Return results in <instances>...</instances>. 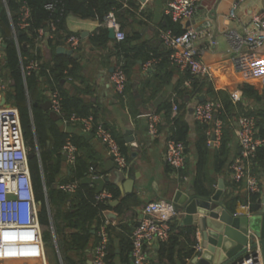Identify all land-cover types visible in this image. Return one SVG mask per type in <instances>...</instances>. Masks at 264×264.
Wrapping results in <instances>:
<instances>
[{
  "label": "crops",
  "instance_id": "0c3cea01",
  "mask_svg": "<svg viewBox=\"0 0 264 264\" xmlns=\"http://www.w3.org/2000/svg\"><path fill=\"white\" fill-rule=\"evenodd\" d=\"M168 1L151 0L143 8L130 1V9L121 10L117 19L125 35V41H121V43L124 42L122 50L116 48V45L120 43L114 39H109L105 46L91 44L90 38L98 29V21L72 14L65 17L64 26L67 33L76 34L81 38L83 46L79 51H75L72 55L58 52L59 47L69 50L63 38L54 49L46 45V41L38 43L41 48V62L51 63L55 55L64 54L79 63L81 69L76 72L73 79L67 77L60 81L63 91L69 97H79L83 104L90 108V114L103 122L111 134L121 141L123 154L128 162L127 168L122 173L126 178L134 177L131 193L124 195L117 185L119 170L108 156L105 146L92 133L84 136L85 131L78 126L64 125L62 120H59V115L51 117L57 121L61 131L79 142L77 156L87 166L83 176L108 178L105 186L110 185L118 194L116 199L108 202L115 201L116 204L109 205L110 208L102 212L100 221L106 224L108 232L109 251L106 257L108 264H131L130 237L141 216V209L146 203L155 199L173 202L176 191L188 193L193 189L199 194L196 189L197 181L201 182L202 190L208 193L204 196L210 197L215 192L219 179H222L224 184L223 191L230 186L234 187L229 172L230 163L239 154L237 139L233 133L234 122L240 114L246 115V113L256 119L257 113L264 110L262 94L264 85L260 80L244 82L234 72L231 58L235 55V47L227 37L230 31L243 36L251 19L264 9V0L243 1L236 11L235 19L227 18L233 0L194 1L193 16L179 25L183 30L191 29L197 33L193 39L194 45L199 51L200 60L208 68V75L193 77L189 76L190 72L179 70L169 64L168 51L159 40V31L163 28L166 18L164 8ZM246 49L244 45L240 50ZM257 58L260 69H263L264 48L257 50ZM118 60H123L129 65L128 83L121 95L113 90L109 81ZM147 61L153 62L150 68L145 69L144 65ZM246 84L257 86L262 99L258 101L254 97L246 96L242 102L234 104L229 91L242 89ZM48 92H45V99L41 104L48 102ZM208 99L221 103L222 111L219 117L223 121L222 139H225V144L223 148L220 146L209 148L202 144L205 151L201 155L199 152L205 127L195 121L192 111L197 102ZM228 100L230 107L226 111L224 107ZM173 102L177 106L175 114L171 112ZM165 104L170 106L168 118L161 109ZM152 112L161 117L159 133L153 139L146 132L147 116ZM176 116L181 117L187 130L186 159L183 168L172 172L166 164L164 152L167 140L171 139L173 119ZM128 134L135 139L133 145L126 142ZM218 149L219 152L222 151V156L225 158L220 170H217V164L221 162L220 157L217 156ZM61 157L62 166L58 181L71 177L69 171L71 164L66 158L64 159L63 154ZM260 177L263 183V176ZM88 186L95 194V187ZM233 196L237 198L233 210L229 211L234 215L243 216L244 212L240 209V205L246 201L245 194L240 192ZM221 202L227 209L223 199ZM69 207L71 205L68 201L59 203L55 200L52 211L61 214L57 212L59 208L61 210ZM108 214L112 215L108 216ZM181 220L182 217L174 220L176 226L169 238L170 240L171 237H176V244L172 248V260L174 264H191L192 258L196 255L193 248L195 243L187 237L183 230L187 226H181ZM90 228L92 237L88 244L81 250H66L67 253L59 251L56 242L44 240L45 228H41L43 254L32 242L28 230H6L3 233L4 244L0 247V264H65L64 255L68 256L73 264H90L91 250L98 239L97 232L94 231L95 224L92 223ZM62 233L60 239L63 235L69 237L72 233H78V230L65 227ZM199 236L197 238L194 234L195 242L200 239ZM158 246L155 249L148 247L150 259L154 264H158L156 256Z\"/></svg>",
  "mask_w": 264,
  "mask_h": 264
},
{
  "label": "built area",
  "instance_id": "2783aa9c",
  "mask_svg": "<svg viewBox=\"0 0 264 264\" xmlns=\"http://www.w3.org/2000/svg\"><path fill=\"white\" fill-rule=\"evenodd\" d=\"M130 1L135 2L140 8L146 7L151 0H120L124 8L130 9ZM195 0H169L164 8V15L169 17L173 23L184 24L190 19L195 11ZM245 0H233L232 6L227 14L228 19H235L236 11ZM48 9H53L51 4L46 5ZM29 9L22 4L20 6L19 27L28 26ZM251 23L243 36L234 31H230L227 37L233 42L235 55L231 58V65L234 72L242 81L260 80L264 85V68L260 69L257 58V50L264 48V9L251 19ZM98 28H105L114 31V40L121 42L125 35L119 24L115 11L112 9L100 22ZM47 29H39V41L45 42L52 38L57 26L49 23ZM197 33L191 29L184 30L183 33L176 34L171 29L159 31V40L168 51L169 64L179 70L188 71L192 76L208 75V68L199 57V51L194 45V37ZM63 42L69 50L79 51L83 46L82 40L78 35L70 34L63 37ZM246 46L245 51H241L242 46ZM4 46L0 39V63L4 59ZM153 61L144 65L145 69L151 67ZM123 63L118 60L110 74L109 81L113 90L121 95L127 86V77L123 69ZM40 64L36 61H29L24 67V75H29L32 71H38ZM9 84L4 78H0V98L8 91ZM229 96L234 104L242 102L244 96L240 89L229 91ZM48 101L51 103V110L60 115L61 101L57 92H48ZM222 111L221 103L214 99L197 102L192 111L195 121L205 127L207 147L217 148L222 141L223 121L219 117ZM172 114L177 112V106L173 102ZM64 125H76L82 131L90 132L98 139L110 156L114 166L123 172L127 166V158L121 151L120 144L103 122L95 119L88 114L80 116L71 114L67 118H61ZM161 117L157 113H150L147 116V135L152 139L159 133V123ZM233 133L238 143V155L229 165L231 181L234 187H228L224 193L238 195L244 192L246 201L240 205L244 215L249 217L253 212L250 209L251 196L261 195V203L264 200V176L263 183L261 177L252 168L254 167V157L256 150L264 144V139L256 133V119L251 115L240 114L233 127ZM29 148L23 137L22 124L18 109L5 101L0 106V247L3 246V233L6 230H28L32 242L37 245L42 252V233L39 224L38 203L36 202L32 177L28 162ZM61 152L66 160L73 164L76 160L78 148L69 137L66 138ZM165 161L173 172L184 167L186 154L185 145L174 139H168L165 147ZM241 185V187L239 186ZM77 188V182L62 183L59 189L73 193ZM112 195L102 190L95 195V201L109 202ZM154 215V216H152ZM183 216V211L175 203L169 200L155 199L143 205L141 216L137 225L133 228L131 241V264H154L150 259L148 247L156 248L159 243L167 242L172 234L171 224ZM98 241L92 248L90 264H108L106 257L108 254V232L106 224L99 225L97 231ZM198 238L199 233L195 232ZM200 237V236H199ZM254 248L247 247L246 256L232 262L231 264H264L261 246L255 237ZM149 248V249H150ZM193 248L195 254L202 251L201 238L197 239Z\"/></svg>",
  "mask_w": 264,
  "mask_h": 264
},
{
  "label": "trees",
  "instance_id": "16d2710c",
  "mask_svg": "<svg viewBox=\"0 0 264 264\" xmlns=\"http://www.w3.org/2000/svg\"><path fill=\"white\" fill-rule=\"evenodd\" d=\"M22 4L29 9L28 26L26 28H21L18 25L20 6ZM48 4H51L53 9H48L46 7ZM0 7L3 9L0 13V39L4 46V59L0 63V78L2 77L8 81L9 88L5 94V98L7 102L18 109L23 137L29 148L28 153L30 157L27 158L30 176L32 177L33 192L38 203L39 224L41 228H45L43 232L44 240L56 242L61 252L67 253L66 250L69 249L81 250L92 237L90 232L92 223L95 224L94 231L97 232L101 224L102 212L110 207L108 202H96V194H93L92 189L88 185L80 183L87 170V166L79 156H76L75 162L70 165L69 171L71 177L58 181V175L62 166L61 148L66 138L69 137L76 147H78L79 142L61 131L58 128L57 121L52 119L49 112L40 105L45 99V92H57L59 94L61 118H67L71 114L88 115L90 114V108L84 105L79 97H69L63 91L60 82L67 77L73 79L76 72H79L81 69L79 63L72 57L64 54L55 55L51 63L41 62L38 30L47 29L49 23H54L57 26L52 38L46 40V45L54 49L60 44V40L63 37L70 35V33L66 32L64 26V20L67 15L72 14L81 18L96 19L100 22L112 9L118 18L124 7L120 0L115 2L111 0H0ZM163 23V30L171 29L176 34L184 32L179 23H173L169 17H166ZM90 42L93 45L105 46L109 42L108 30L98 28L96 33L91 36ZM119 43L116 45V48L118 47L120 48L119 50H122L124 42ZM29 61L39 63V69L38 71H32L29 75H24L23 69ZM128 68L129 65L124 62L123 69L126 77L128 76ZM240 90L244 98L250 96L258 101L262 99L257 86L246 84ZM229 107L230 102L228 100L224 109L227 111ZM161 109H163L165 117L168 118L169 104L163 105ZM173 122L170 134L171 139L180 141L185 145L187 130L184 122L178 116L174 117ZM256 133L264 139V110L257 113ZM78 138L80 139L79 136ZM118 142L123 153V145L121 141L118 140ZM202 144L206 146L205 135L201 139L199 154H203V151H205ZM224 144L225 139L223 138L220 148H223ZM219 149L217 156L220 157L221 162L217 164V170H220L225 162V158H223V154L221 153L222 151L220 150L219 152ZM252 171L259 176H264V144L256 150ZM71 182H77V188L73 193L70 194L58 189L60 183ZM196 189L200 195H208L206 191L202 190L200 181H197ZM105 191L112 195V199H116L118 196L117 192L110 185L105 186ZM236 198L233 195L231 196V193L225 192L223 194V203L228 210H233ZM55 200L59 203L68 201L71 207L61 210L59 208L57 212H61V214L54 213L52 208ZM260 203L261 195L253 194L250 201L251 211H258ZM175 226V222L171 224L172 232ZM65 227L75 228L78 230V233H72L69 237H64L63 235L60 239ZM176 229L178 230V228ZM183 230L187 234V237H190L195 243V229L186 227ZM97 241L98 239L95 244ZM175 244L176 237H171L167 243H159V250L156 255L158 264H174L172 260V248ZM191 252L193 253V251ZM63 257L65 264H73L68 256L64 255Z\"/></svg>",
  "mask_w": 264,
  "mask_h": 264
},
{
  "label": "water",
  "instance_id": "95a60500",
  "mask_svg": "<svg viewBox=\"0 0 264 264\" xmlns=\"http://www.w3.org/2000/svg\"><path fill=\"white\" fill-rule=\"evenodd\" d=\"M0 7V13L2 12ZM109 39L114 38V31L108 30ZM58 52L72 55V50H66L59 47ZM112 71V70H111ZM264 95V90L262 92ZM5 95H1L0 106L5 104ZM45 110H50V117L55 114L50 108V101L41 104ZM84 136L91 135L90 132H84ZM127 135L126 142L133 145L135 139ZM27 157H30L28 153ZM66 157H64L65 159ZM117 185L124 195L130 194L134 184V177L126 178L121 171L117 173ZM108 178L101 176H86L81 179V183L93 185L95 194L104 189ZM224 184L222 179L218 180L215 192L210 196L199 195L193 189L188 193L176 191L173 203L183 211L181 226L192 227L198 232L201 238L202 251L198 252L191 260V264H231L246 256L247 247L254 248L255 237L261 246L264 262V200L262 206L249 217L232 214L226 209L221 199L224 194ZM116 204L115 201L109 205ZM112 214H108L111 216ZM154 216V215H152ZM256 218L257 222L252 225L251 219Z\"/></svg>",
  "mask_w": 264,
  "mask_h": 264
},
{
  "label": "rangeland",
  "instance_id": "374dc122",
  "mask_svg": "<svg viewBox=\"0 0 264 264\" xmlns=\"http://www.w3.org/2000/svg\"><path fill=\"white\" fill-rule=\"evenodd\" d=\"M251 222H252V225H255V223L257 222V219L256 218H252Z\"/></svg>",
  "mask_w": 264,
  "mask_h": 264
}]
</instances>
